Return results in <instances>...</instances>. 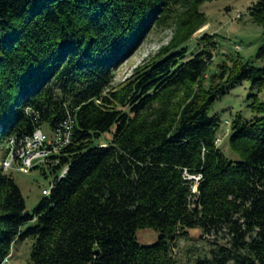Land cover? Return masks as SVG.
Returning <instances> with one entry per match:
<instances>
[{
  "label": "trees",
  "instance_id": "obj_1",
  "mask_svg": "<svg viewBox=\"0 0 264 264\" xmlns=\"http://www.w3.org/2000/svg\"><path fill=\"white\" fill-rule=\"evenodd\" d=\"M213 1L0 0V264L27 239L32 264H175L191 231L211 244L194 264H264V103L254 96L256 117L231 123L238 162L220 152L210 117L244 81L262 92L264 69L229 58L209 78L212 51L185 60ZM250 16L264 28V0ZM169 25L170 43L114 87L149 32ZM30 109L51 130L75 122L60 156L68 174L32 215L3 169L9 141L36 130ZM147 229L159 233L154 246L136 241Z\"/></svg>",
  "mask_w": 264,
  "mask_h": 264
},
{
  "label": "rangeland",
  "instance_id": "obj_2",
  "mask_svg": "<svg viewBox=\"0 0 264 264\" xmlns=\"http://www.w3.org/2000/svg\"><path fill=\"white\" fill-rule=\"evenodd\" d=\"M259 1L218 0L204 3L200 7V12L206 17L207 24L195 33L193 39L185 46L187 50L185 60L191 59L200 52L212 51L214 59L208 69L209 78L217 75L220 71L219 67L223 64L230 65L229 58L234 60L241 58L244 62H250L255 68L264 69V60L256 58L259 49L264 45V28L253 23L250 16V9ZM175 30V25L152 29L133 56L116 70L113 86L118 87L133 74L137 67L153 58L162 47L168 45L174 37ZM205 35H208V41H205ZM237 47L241 50L237 51ZM208 82L210 83V80ZM254 96L264 103V90L257 92L252 89L251 82L244 81L220 96L211 109L210 117L216 118L220 123L218 148L231 162L240 161V157L231 151L229 145L231 123L236 115H240L246 121H252L256 117L249 108ZM43 129L50 133L47 126ZM105 139L109 140L110 135L105 136ZM104 144H106L105 141H103ZM7 173L11 175L21 191L26 203V213L32 215L46 198L43 191L50 188L53 176L43 167H35L29 173L18 172L16 167H13ZM32 227H34L33 222L27 223L23 231ZM201 235L200 231H191L188 238L177 241L173 253L175 264H194L198 256L207 253L211 244L202 239ZM158 239L159 233L152 229L139 230L136 235L137 243L146 247L154 246ZM209 241L215 240L210 238ZM34 243V240L27 239L15 244L9 264H32Z\"/></svg>",
  "mask_w": 264,
  "mask_h": 264
},
{
  "label": "built area",
  "instance_id": "obj_3",
  "mask_svg": "<svg viewBox=\"0 0 264 264\" xmlns=\"http://www.w3.org/2000/svg\"><path fill=\"white\" fill-rule=\"evenodd\" d=\"M237 51L241 48L237 47ZM27 114L34 118L36 130L29 137L22 139H13L8 146V156L5 161L9 169L16 167L18 172L29 173L35 167H43L53 176L50 188L43 191L44 196H50L56 185V179L61 180L66 177L68 166H60V156L62 152L68 148L73 142L74 135V118L70 115L59 123L55 129H49L50 133L43 129L39 121L38 112L30 109ZM59 167L57 171L55 168ZM192 179V178H190ZM198 181V177L195 178ZM197 191V187H193V192ZM10 260V259H9Z\"/></svg>",
  "mask_w": 264,
  "mask_h": 264
},
{
  "label": "bare ground",
  "instance_id": "obj_4",
  "mask_svg": "<svg viewBox=\"0 0 264 264\" xmlns=\"http://www.w3.org/2000/svg\"><path fill=\"white\" fill-rule=\"evenodd\" d=\"M13 139H15V138H13ZM13 139H11V141H9V142H13ZM9 145H10V143H9ZM102 147H105V145H103ZM4 170L5 171H8L9 170V168L6 165V163H4ZM68 171H69V169L66 170V176L68 174ZM45 197H49V196H45ZM10 256H11V254L1 264H9V258H10Z\"/></svg>",
  "mask_w": 264,
  "mask_h": 264
}]
</instances>
